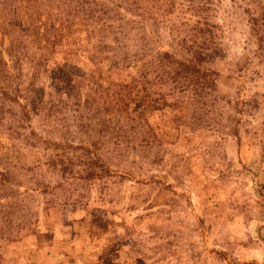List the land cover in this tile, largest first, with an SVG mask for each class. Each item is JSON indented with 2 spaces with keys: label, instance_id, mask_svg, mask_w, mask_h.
Here are the masks:
<instances>
[{
  "label": "rangeland",
  "instance_id": "obj_1",
  "mask_svg": "<svg viewBox=\"0 0 264 264\" xmlns=\"http://www.w3.org/2000/svg\"><path fill=\"white\" fill-rule=\"evenodd\" d=\"M100 1L123 24L0 0V264H264V0ZM27 8L13 39L42 51L29 90L4 33ZM45 26L50 44L28 34ZM141 36L143 60L106 58ZM163 51L202 52L206 90L172 87L174 73L122 86Z\"/></svg>",
  "mask_w": 264,
  "mask_h": 264
},
{
  "label": "trees",
  "instance_id": "obj_2",
  "mask_svg": "<svg viewBox=\"0 0 264 264\" xmlns=\"http://www.w3.org/2000/svg\"><path fill=\"white\" fill-rule=\"evenodd\" d=\"M57 4V7L66 15L67 20H72L71 18H80L82 21L85 19L88 20L89 27L90 25L92 28H95L97 25V22L102 23V29L104 27V23H110V20L118 21L119 24H123L124 19L120 16L121 11L120 9L117 11L116 8L110 7L106 3V1H100V0H72L68 3L70 10L66 11L67 8V1L69 0H54ZM61 3L58 5V3ZM99 5V6H96ZM73 8V9H72ZM30 9H26L25 13H16L12 12V19L8 21V28L4 31L6 35H11L9 38V54L14 62V66H16V63H23L19 74H23V69L29 65L28 72L26 73V76L31 79V82L28 86L29 90L32 87H39L38 82L42 80V74L40 69V61L42 58V51L40 49H37L39 52L30 51L27 49H24L18 41H16L14 38H22L26 39L23 35V32L25 34L26 30H30V25L33 23V19L29 21H25L23 19L24 16H27V14H30ZM115 12H119L116 13ZM73 13V17H72ZM50 17H52L53 13H48ZM120 14V15H119ZM42 21V15H38ZM57 16V15H56ZM71 16V17H70ZM65 17V19H66ZM62 19V18H61ZM47 20V19H46ZM45 22V21H44ZM46 25V24H45ZM120 26V25H119ZM24 30H23V29ZM169 28V27H167ZM38 30H33L34 35L32 33H29V35H32L34 39L40 41L41 44H50L53 37L49 34V31L47 27H37ZM72 29V28H71ZM2 34V33H1ZM3 35V34H2ZM4 36V35H3ZM35 36V37H34ZM103 40L105 42H108L109 38H113V36L110 34V32H107L103 35H101ZM99 38V42L102 43ZM27 40V39H26ZM115 41H113V44ZM149 41L145 39L144 36H141L140 39L137 41L134 47H136V50L134 51V48L128 49L123 46H116L113 48H109V45H106V51L105 55L106 58H112L113 63L112 65L114 67L123 65L122 68H128L130 65H134L139 61V58L141 57V60H143L145 56V49L149 47L147 45ZM2 43H0L1 46ZM112 44V45H113ZM140 45L139 48H141V56L140 50L137 48L138 45ZM99 50V52H101ZM103 52V51H102ZM198 54V56H197ZM206 55V54H205ZM41 56V57H40ZM197 56V57H196ZM40 57V58H39ZM39 58V59H38ZM38 59L37 61H35ZM204 62V57L202 52H197L196 55L192 56L191 59L187 57H179L176 56L175 52H169V51H163L158 53L156 56H153V58L145 63L141 67V74L140 76H135L130 80L129 82H123L122 86L126 89V87H133L135 89L146 91L145 85L147 83L153 82V83H168L169 79L164 77L165 73H174L175 76L173 77L174 80H176V85L172 86L174 88H183L186 90L188 87L194 88V90H206L207 81H203V87H199L200 79L202 78L204 72L206 71L205 67L202 66V63ZM121 64V65H120ZM0 79H1V85L0 90L2 92H5L6 87L10 86V80L8 79L9 71L7 70V63L0 59ZM5 73V74H4ZM154 74V75H153ZM203 74V75H202ZM153 75V80L150 79V76ZM19 78V77H18ZM15 77L12 79V83L16 84L17 88L20 89V86L22 82L20 79ZM164 80V81H163Z\"/></svg>",
  "mask_w": 264,
  "mask_h": 264
}]
</instances>
